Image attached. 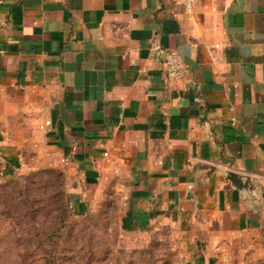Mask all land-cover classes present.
<instances>
[{
	"label": "crops",
	"instance_id": "obj_1",
	"mask_svg": "<svg viewBox=\"0 0 264 264\" xmlns=\"http://www.w3.org/2000/svg\"><path fill=\"white\" fill-rule=\"evenodd\" d=\"M166 51L182 80L166 78ZM31 142L75 214L113 189L125 230L170 225L182 264L254 259L264 0H0V183Z\"/></svg>",
	"mask_w": 264,
	"mask_h": 264
},
{
	"label": "rangeland",
	"instance_id": "obj_2",
	"mask_svg": "<svg viewBox=\"0 0 264 264\" xmlns=\"http://www.w3.org/2000/svg\"><path fill=\"white\" fill-rule=\"evenodd\" d=\"M45 153L37 142L25 145L21 167L0 183V264H182L170 225L150 234L125 230L113 189L75 214L62 175L37 158ZM238 264H264V251Z\"/></svg>",
	"mask_w": 264,
	"mask_h": 264
},
{
	"label": "built area",
	"instance_id": "obj_3",
	"mask_svg": "<svg viewBox=\"0 0 264 264\" xmlns=\"http://www.w3.org/2000/svg\"><path fill=\"white\" fill-rule=\"evenodd\" d=\"M197 1L198 0H185L186 7L190 9L192 5ZM218 47V44L214 46V48ZM164 73L166 78L172 81H179L185 77L186 68L182 63L180 57L175 52L166 51L164 53Z\"/></svg>",
	"mask_w": 264,
	"mask_h": 264
},
{
	"label": "water",
	"instance_id": "obj_4",
	"mask_svg": "<svg viewBox=\"0 0 264 264\" xmlns=\"http://www.w3.org/2000/svg\"><path fill=\"white\" fill-rule=\"evenodd\" d=\"M229 178H230V180L234 181V178H233V176H230Z\"/></svg>",
	"mask_w": 264,
	"mask_h": 264
}]
</instances>
